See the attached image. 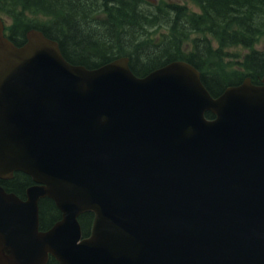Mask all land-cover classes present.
Returning a JSON list of instances; mask_svg holds the SVG:
<instances>
[{
  "label": "water",
  "instance_id": "1",
  "mask_svg": "<svg viewBox=\"0 0 264 264\" xmlns=\"http://www.w3.org/2000/svg\"><path fill=\"white\" fill-rule=\"evenodd\" d=\"M27 40L0 18V177L37 183L27 201L0 187V264H264V80L214 98L186 61L138 78ZM45 197L63 219L39 232Z\"/></svg>",
  "mask_w": 264,
  "mask_h": 264
},
{
  "label": "trees",
  "instance_id": "2",
  "mask_svg": "<svg viewBox=\"0 0 264 264\" xmlns=\"http://www.w3.org/2000/svg\"><path fill=\"white\" fill-rule=\"evenodd\" d=\"M192 1L200 6V14L167 3L147 12L130 0H0V11L9 12L14 19L8 36L16 44L25 41L29 27L39 28L60 43L69 62L88 69L128 56L131 69L142 77L182 59L202 72L203 82L214 96L241 83L246 76L259 83L264 77V49L254 47L264 36V0ZM17 5L22 10L17 11ZM26 10L52 19L34 22L25 17ZM100 13H106L107 18H95ZM81 25L86 28L84 34L79 31ZM156 28L165 29L158 39L152 37ZM214 40L219 43L216 49ZM232 47L247 50L236 57L237 72L224 62L230 56L225 49ZM207 117L213 115L208 113ZM25 179L26 184L30 178ZM40 218L43 227H49L61 218V212L46 198L40 204ZM93 219V213L81 216L85 235L90 233ZM49 264L58 263L52 259Z\"/></svg>",
  "mask_w": 264,
  "mask_h": 264
},
{
  "label": "rangeland",
  "instance_id": "3",
  "mask_svg": "<svg viewBox=\"0 0 264 264\" xmlns=\"http://www.w3.org/2000/svg\"><path fill=\"white\" fill-rule=\"evenodd\" d=\"M145 3L144 5L140 4V6L145 7V8H152V6L157 5V4H161V3H179L181 5H185L188 9L189 12H196L199 13L200 12V8L199 6L190 1V0H143ZM6 25H10L12 24V19L10 17H8L7 15H2ZM45 18L43 17H38L37 20L43 21ZM79 31L84 34L86 33V28L83 27L82 25L79 28ZM160 33H157L155 36L158 37ZM213 46L216 49L217 47H219V43L216 41H213ZM254 49L256 50H263L264 49V36H262L259 40V42L257 43V45L254 47ZM226 52H228L230 54L229 57L224 59L225 63H228L230 65V69H232V71H238V66L235 64V60L237 59L236 57L243 56L247 50L243 49L241 47H232L229 49H225Z\"/></svg>",
  "mask_w": 264,
  "mask_h": 264
},
{
  "label": "flooded vegetation",
  "instance_id": "4",
  "mask_svg": "<svg viewBox=\"0 0 264 264\" xmlns=\"http://www.w3.org/2000/svg\"><path fill=\"white\" fill-rule=\"evenodd\" d=\"M4 182H8V181H4ZM10 182V181H9ZM30 183V182H29ZM9 185H10V188H12V189H16V188H18V189H23V190H26V185L27 184H20V183H14V182H10L9 183Z\"/></svg>",
  "mask_w": 264,
  "mask_h": 264
}]
</instances>
